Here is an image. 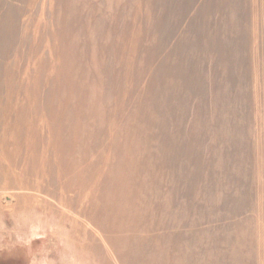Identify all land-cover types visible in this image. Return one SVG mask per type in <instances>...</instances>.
Here are the masks:
<instances>
[{"label":"bare ground","instance_id":"1","mask_svg":"<svg viewBox=\"0 0 264 264\" xmlns=\"http://www.w3.org/2000/svg\"><path fill=\"white\" fill-rule=\"evenodd\" d=\"M139 1L132 12L129 0H53L35 38L0 1V183L44 194L52 204L40 205L72 221L99 264H264V220L256 240L251 229L227 234L210 226L223 194L184 198L190 175L167 104L176 64L155 62L169 0Z\"/></svg>","mask_w":264,"mask_h":264},{"label":"rangeland","instance_id":"2","mask_svg":"<svg viewBox=\"0 0 264 264\" xmlns=\"http://www.w3.org/2000/svg\"><path fill=\"white\" fill-rule=\"evenodd\" d=\"M0 1L4 12L9 6L17 11L10 16L23 22L22 32L28 25L33 38L49 25L53 0ZM139 3L129 0L132 12ZM167 3L159 34L162 49L155 62L170 60L176 64L178 99L172 97L167 104H175L176 114L172 125L177 128L169 129L179 131L182 138L178 159L186 173L180 171L190 175L184 198L196 205L223 194L221 206L210 215V226L223 227L227 234L251 229L255 238L264 220V0ZM156 67L152 64L142 76L136 90L139 96L149 79L158 74ZM1 183L0 264H99L83 252L73 222L46 207L52 202L43 200L44 194L20 191V179L7 190ZM18 194V203L9 207L6 201ZM43 203L46 206L40 205ZM57 205L54 203V209Z\"/></svg>","mask_w":264,"mask_h":264}]
</instances>
